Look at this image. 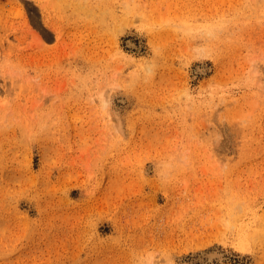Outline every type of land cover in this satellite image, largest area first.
Segmentation results:
<instances>
[{"label": "rangeland", "instance_id": "rangeland-1", "mask_svg": "<svg viewBox=\"0 0 264 264\" xmlns=\"http://www.w3.org/2000/svg\"><path fill=\"white\" fill-rule=\"evenodd\" d=\"M0 264H264V0H0Z\"/></svg>", "mask_w": 264, "mask_h": 264}, {"label": "bare ground", "instance_id": "bare-ground-1", "mask_svg": "<svg viewBox=\"0 0 264 264\" xmlns=\"http://www.w3.org/2000/svg\"><path fill=\"white\" fill-rule=\"evenodd\" d=\"M127 45L130 48H136V45L132 41H128ZM203 71H204V69L202 66L201 67L198 66L197 68H195V74L202 73ZM219 253L217 251H210L209 250V252H205L204 254L202 253L204 255V257L202 256V258H205V260L208 262H210L214 259L219 260V259H221V256H222L221 253L220 254Z\"/></svg>", "mask_w": 264, "mask_h": 264}]
</instances>
